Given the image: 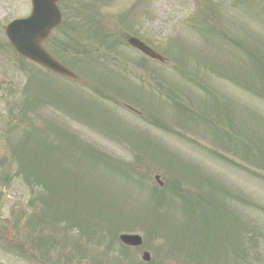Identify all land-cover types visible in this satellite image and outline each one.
I'll return each mask as SVG.
<instances>
[{
  "label": "rangeland",
  "instance_id": "rangeland-1",
  "mask_svg": "<svg viewBox=\"0 0 264 264\" xmlns=\"http://www.w3.org/2000/svg\"><path fill=\"white\" fill-rule=\"evenodd\" d=\"M58 7L61 24L43 46L77 84L14 52L4 27L28 15L30 0H0V264H264V0H61ZM128 36L166 61L129 47ZM37 129L39 142L50 139L60 151L34 152ZM75 139L80 146L72 147ZM86 145L119 164L93 158ZM15 149L62 174L52 188L68 191L75 176L70 193L102 205L112 216L108 229L141 235V246L125 252L108 230L87 240L60 214L51 220L54 205L67 204L55 191L50 211L34 210L41 191L18 176ZM191 204L213 221L201 229L210 230L206 240L180 229Z\"/></svg>",
  "mask_w": 264,
  "mask_h": 264
},
{
  "label": "trees",
  "instance_id": "trees-1",
  "mask_svg": "<svg viewBox=\"0 0 264 264\" xmlns=\"http://www.w3.org/2000/svg\"><path fill=\"white\" fill-rule=\"evenodd\" d=\"M38 103H39V101L36 98H33L29 104L36 106ZM181 106L183 107V109H185V110L182 109L183 112H186L187 108L184 105H181ZM48 129L50 130V132L56 133V130L53 127L48 126ZM32 131L33 132H31V134L33 135V138L31 139L32 140L31 142L33 144V148H35L34 152L35 151L37 152L39 149L42 148V146L47 147L49 152H54V151L59 152L60 151V149H61L60 146H55L52 144L47 145L48 142H47V144H45V143H43V140H42V142H39L37 140V134H38L39 130H32ZM57 135H60V134L58 133ZM20 144H21L20 145V147H21L22 143H20ZM71 145H72V147H75L76 143L73 142V143H71ZM24 146H25V144H24ZM85 148H86V150L91 151V153H88V154L95 159H98L97 157L103 156L99 152L91 150L89 147H85ZM15 150L17 152L16 157L19 156L18 158H16V164H17V168H18V170H17L18 176H19V174H22L23 178L25 176L29 177L28 181H26V183H28L29 185L36 183V185L39 186L40 191H41L40 192L41 194L40 195L37 194V196H36L37 199L35 201V204L30 202L31 207H33L34 210H40L43 212V214L47 211H50V208L53 206V204H51V203H54L53 199L55 198V196H53L52 192L55 191V194L58 196H62L63 200L66 201L67 204L65 207H63L64 209L59 208L55 204L54 208L52 209L53 211L50 215V216H52L51 220H53V221L57 220L58 214H60L61 217L65 218L64 220L66 223L63 220L64 225L67 224V226L73 227V228L78 227L79 228L78 234L79 235L83 234V237L87 236V238H86L87 240L91 236L97 235L100 230H108V233L114 234V237L118 231L122 230L120 227L119 228L114 227V230L108 229L110 226L109 224H111V222H112V216H110L106 212L102 211V205L99 209H96L94 202L91 199L88 202H81L80 199H83L82 195H84V194L81 195L82 198H79L77 195L76 196L78 198H76L75 195L73 196V194L70 193L71 188L75 187V180H76L75 176L73 177V179L67 178V181L71 180L70 182H67V185L69 187L68 191L64 190L62 188H56V189L52 188L50 186V184L53 185L54 180L59 181L57 179V176L62 175V174H60V173L55 174V175L51 174L49 172L48 168H46V166L43 164V160L40 161V159H39L38 161L35 160L36 162H34V158L36 157L35 153H31V157H29L25 153H23V155H22V153L20 152V149H15ZM103 157H105V156H103ZM106 158H108V157L101 158V159L104 162H107V161L113 162V161H111L110 158H108V160H106ZM98 160H100V159H98ZM102 160H100V161H102ZM117 164H119V163H117ZM126 166L127 165H125L124 167H126ZM127 169H128V166H127ZM127 172L130 173L128 170H127ZM13 176H14V178H16L17 175L15 172H14ZM204 180L210 184V182H209L210 180L208 178H205ZM192 184H197V183H192ZM198 185H199V188L204 187L203 183H198ZM31 187H33V186H31ZM53 187H54V185H53ZM155 190L159 191L158 189H155ZM171 194L177 196V194L174 191H172ZM151 197H153L157 202L164 200V197L159 196V195L151 194ZM170 197L177 205H179L178 202L176 201V198H174V196H170ZM57 198H60V197H57ZM178 198L180 199V204L183 202L185 203L184 198L190 202L194 200L193 194L190 196L186 195L184 198H182V197H178ZM67 199H71L72 201L67 200ZM188 201H186V203ZM70 204H74L75 212L71 211L72 208H68L67 205H70ZM92 206L94 208H92ZM152 206H155V204H153ZM179 207H180V205H179ZM176 208L178 209V207H176ZM185 208H187V204L185 207H182V209L184 211H185ZM189 208L193 210V214L191 216L188 215V218L184 219L185 221L188 220V222L183 223L181 225L180 229L183 227H186V228L188 227V229L191 232H193L194 234L197 233L201 237L202 236L205 237V240H206V238H209L208 235H209L210 230L208 232L207 231L201 232V229L202 230L206 229V228L211 229V227H213V221L211 219H209L206 216V214L203 215V213H200V210H196L192 204H191V206H189ZM187 210H189V209L187 208ZM227 214L229 215L230 213H227ZM94 217H96L97 219H99L102 222H97ZM227 217H228V221L232 222V223L234 222V225H235L236 217L232 214H230ZM156 221H157V219L155 217L153 225L156 224ZM230 226H231V223H230ZM232 226H233V224H232ZM195 231H197V232H195ZM198 231L201 233H198ZM87 240H85V241H87ZM110 245L111 244L107 245V248H111L112 245L111 246ZM126 250H124V251H126ZM195 253L196 252L194 251L193 254H195ZM122 255H123V253H122ZM69 257L72 259V258H74V255L70 254Z\"/></svg>",
  "mask_w": 264,
  "mask_h": 264
},
{
  "label": "water",
  "instance_id": "water-1",
  "mask_svg": "<svg viewBox=\"0 0 264 264\" xmlns=\"http://www.w3.org/2000/svg\"><path fill=\"white\" fill-rule=\"evenodd\" d=\"M31 1L32 11L30 15L22 19L13 20L6 26L5 32L8 39L19 54L58 74L76 78L71 71L56 61L41 46V42L48 36L50 30L60 22L61 16L56 5L58 0ZM128 43L151 58L163 59L159 54L136 38H129ZM119 240L130 246L141 244V238L137 235L122 234L119 236ZM142 258L148 260L149 254L144 252Z\"/></svg>",
  "mask_w": 264,
  "mask_h": 264
}]
</instances>
